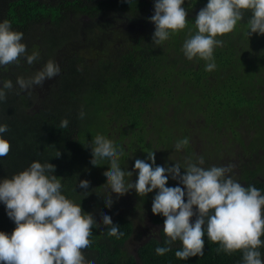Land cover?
I'll return each instance as SVG.
<instances>
[{"label":"trees","instance_id":"16d2710c","mask_svg":"<svg viewBox=\"0 0 264 264\" xmlns=\"http://www.w3.org/2000/svg\"><path fill=\"white\" fill-rule=\"evenodd\" d=\"M154 3L0 0V22L9 20L12 30L23 33L21 42H25L28 52L47 49L44 54L39 52L45 56L43 63L54 60L57 52L71 45L65 49L69 51V57L63 60L66 65L44 98L33 91L17 95L19 88L12 82L13 90L0 101V125L8 126L2 138L11 145L8 155L0 157V181L22 172L34 161L53 164L56 170L50 175L62 179V194L80 204L83 212L92 214L97 222L91 229L90 246L81 250L92 264H243L242 252L217 254L219 244L208 240L207 233L203 256L178 259L175 252L182 247L179 241L171 245V251L158 256L155 249L165 246L167 238L163 233L164 217L153 215L151 210L156 191L145 197L129 191L135 206L141 212L146 210L151 224L157 227L130 250V243L136 242L138 235L125 211V202L113 193L111 209L105 205L111 190L103 187L107 182L103 173L109 170L110 161L101 160L98 167L90 163L91 142L101 134L125 153L120 159L121 168L133 172L125 181L137 179L135 160H146L151 151L155 152L156 165L164 167L175 163L183 166L186 159L195 161L199 156H203L205 168L232 161L236 165L229 175L264 194V35L248 36L250 11L244 13L231 33L217 37L224 43L214 49L216 68L212 72L205 71L207 62L198 57L189 61L182 52L185 39L196 33V15L208 0H185L186 28L160 45L152 43V23V29L135 31L128 43L112 52L105 46L110 36L113 41L118 36L109 34L108 25L92 36L94 46H79L82 18L95 21L125 12L131 18L145 19V27L151 23L148 19L154 15ZM103 35L107 38L99 51L95 43H100ZM31 67L22 69L19 65L16 73L27 70L29 78L35 71ZM4 79L10 78L5 75ZM81 110L85 113L83 119L79 118ZM63 119L69 121L67 128H60ZM255 135L262 151L253 156ZM183 138H189L188 146L176 151V142ZM56 151L61 153L59 158ZM82 180L90 181L87 195L78 186ZM176 182L169 177L166 186L183 187ZM102 214L119 226L124 233L120 239L108 235L110 226L103 225ZM15 227L0 202V232L10 236ZM259 251L264 260V246Z\"/></svg>","mask_w":264,"mask_h":264},{"label":"clouds","instance_id":"9594fccd","mask_svg":"<svg viewBox=\"0 0 264 264\" xmlns=\"http://www.w3.org/2000/svg\"><path fill=\"white\" fill-rule=\"evenodd\" d=\"M184 2L155 0L154 15L150 17L155 25L153 44L160 45L171 34L186 28L188 12L182 6ZM247 11L252 14L247 25L248 36L264 35V0H208L196 15V33L183 43L184 56L189 61L198 57L207 62L205 71H214V49L224 43L217 37L231 33ZM118 16L136 19L123 12ZM84 20L88 19L82 18V22ZM22 40L23 33L12 30L9 20L0 22V68L19 66L21 60L28 66L39 62V52L33 50L29 54ZM60 73L59 64L48 60L31 77H17V95L20 92L30 95L31 90L42 87L45 80L56 77V81ZM13 87L10 79L3 81L0 101L6 99ZM84 115L81 110L79 118L83 119ZM68 124L69 121L63 119L60 128H67ZM7 131L6 124L0 125V157L10 152V142L2 138ZM188 144L189 138L180 139L175 149L180 151ZM90 147V163L94 167H98L101 160L110 161L109 170L103 173L107 181L103 187L111 190L105 198L106 207L111 209L113 193L119 197L135 190L138 196L145 197L156 191L151 210L153 215L164 217L163 233L167 238L165 246L155 249L158 256L171 251L176 241L182 244L175 252L178 259L203 256L207 233L208 240L219 244L217 254L242 252L243 264H264L259 251L264 246V194L255 186L245 187L232 178L229 173L234 165L205 168V160L199 156L195 161L186 159L183 166L175 163L164 167L156 165L155 152L149 151L146 160H135L133 171L138 172L135 183H126L125 177H132L133 172L121 168L123 150L101 134L95 136ZM60 156L56 151V158ZM55 170L51 163L34 161L22 172L0 181V202L16 225L10 236L0 232V264H92L81 250L90 246L91 229L97 222L92 214L83 212L80 204L62 194V179L50 175ZM169 177L183 187H167ZM78 186L87 195L90 181L82 180ZM193 216L196 217L194 223L191 222ZM101 218L103 225L110 226L109 236L120 239L124 235L110 216L102 214Z\"/></svg>","mask_w":264,"mask_h":264},{"label":"rangeland","instance_id":"374dc122","mask_svg":"<svg viewBox=\"0 0 264 264\" xmlns=\"http://www.w3.org/2000/svg\"><path fill=\"white\" fill-rule=\"evenodd\" d=\"M123 14H126V13L124 12ZM113 29L115 30V32H117L118 40L110 41L105 46L108 52H112V51L116 50L117 48L121 47L125 42L124 36L127 33L126 30L122 29L120 23L117 25V29H116V26L114 23ZM104 33H107V31L105 30ZM130 34H132V32ZM106 38H107V35H103L100 43L102 44ZM95 44H96L98 50H99L100 46H102L98 42H96ZM253 134H254V132H253ZM258 138L259 137L257 135H255L254 141L251 145V154L253 156L255 155L254 152L261 153V151H262L261 146H258L257 142H256V141H258ZM235 141L237 143H239V145L241 144V141H239V139H236ZM227 143L230 144L231 141H227ZM230 164L234 165V167L236 165V163L233 164L232 161ZM223 166H227V165H223ZM233 171H234V168H233ZM135 181H136V179L133 177L131 180H126V183H130V182L134 183ZM176 185H178V182H176ZM119 199L122 202H125V211L129 215V218L135 223V229H136V233L138 235L137 240H136V242H131L129 245V249L134 250L135 246L138 244V242H140L142 240L144 235L151 232L152 230H156L157 227H155L151 224L150 215L146 210L144 212H141L139 210L140 209L139 206H135L136 203L132 200V196H131L130 192H128L124 196H119ZM191 222L192 223L195 222L194 218H192Z\"/></svg>","mask_w":264,"mask_h":264},{"label":"flooded vegetation","instance_id":"af4514ba","mask_svg":"<svg viewBox=\"0 0 264 264\" xmlns=\"http://www.w3.org/2000/svg\"><path fill=\"white\" fill-rule=\"evenodd\" d=\"M136 20L138 21L136 24H133L132 25V28H130V29H128L126 32V34H125V36H124V38H125V42H129V40H130V38H132L135 34V31H137V30H139V29H141L142 28V31H144V30H147L148 29V27L149 26H151L152 25V23H150L149 25H147V26H145V27H143L142 26V24L143 23H141V22H139V20H141V19H139V18H136ZM140 25V26H139ZM145 28V29H144ZM150 29H152V28H150L149 27V30ZM129 31V32H128ZM140 31V30H139ZM132 32V34H130ZM109 41H113L112 40V38H111V36H110V38H109ZM124 42V43H125ZM24 44H25V42H24ZM119 48H121V47H119ZM39 52H42L43 54L44 53H46L47 52V49H44V48H40V50H39ZM42 53H40V60H39V62L40 63H38L35 67H31V69H32V72L35 70V71H38V70H40V69H42V67L44 66V58H45V56L42 54ZM29 54H31L30 52H29ZM110 54V53H109ZM42 58H43V60H42ZM22 62H20V66H22V69L23 68H26V63L23 61V60H21ZM54 61L55 62H57L58 64H59V66H60V68L63 66V65H66V61H62L60 58H59V53L57 52L55 55H54ZM17 67H19V66H17V65H15V64H12V65H9L8 67H7V69L5 70V69H3V68H0V82L1 83H3V81H5V79H4V76L5 75H8L9 76V78H10V80L12 81V82H15V85H16V80H17V77H24V78H28V73H27V70H26V72H23L22 71V69H20V73H19V75L16 73L17 72V70L18 69H16ZM34 71V72H35ZM55 78L56 77H54V78H52V79H50V80H45V82H44V84H43V86L42 87H36V88H34V89H32L31 91H33V92H35V93H37L38 94V96L40 97V98H44L45 97V94H46V92H47V89L50 87V85L52 84V83H54L55 82ZM17 86V85H16ZM32 106H34V105H32Z\"/></svg>","mask_w":264,"mask_h":264},{"label":"water","instance_id":"95a60500","mask_svg":"<svg viewBox=\"0 0 264 264\" xmlns=\"http://www.w3.org/2000/svg\"><path fill=\"white\" fill-rule=\"evenodd\" d=\"M148 19V18H147ZM150 20V19H148ZM145 21V19H141L139 20V22L143 23ZM138 21L136 19L130 20L128 18H125L124 16H113V17H109V18H105V19H97L95 21H89V20H84L82 23V26L80 28V35L82 37V42L79 43V46L82 48L87 47L86 49H89L91 47V45L94 46V43L92 42V36L96 37L97 34H99L100 30H103L104 26L108 25L109 27V34L113 35V34H117V32H115L114 28V23L117 29V25L120 23L122 29L127 30L132 28L133 24H136ZM110 25L112 26V28H110ZM89 44V45H88ZM100 45H102L101 43H99ZM103 46H100L99 51H101V48ZM71 48V45H69L67 48L68 49ZM65 49L61 50L59 53V58L62 60H65L67 57H69V51H66ZM96 49H98L96 47Z\"/></svg>","mask_w":264,"mask_h":264}]
</instances>
